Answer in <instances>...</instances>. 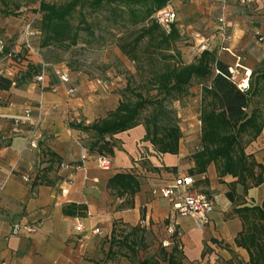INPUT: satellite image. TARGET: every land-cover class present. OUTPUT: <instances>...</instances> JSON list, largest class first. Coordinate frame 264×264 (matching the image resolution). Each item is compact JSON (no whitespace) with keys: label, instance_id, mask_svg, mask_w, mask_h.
Wrapping results in <instances>:
<instances>
[{"label":"crops","instance_id":"0c3cea01","mask_svg":"<svg viewBox=\"0 0 264 264\" xmlns=\"http://www.w3.org/2000/svg\"><path fill=\"white\" fill-rule=\"evenodd\" d=\"M40 1L0 0V76L11 74L16 78L9 91L0 92V264H133L117 256L114 246L115 255L108 257L112 229L121 237L134 228L142 232L154 227L167 233V251L175 240L183 255L181 264H250L247 249L236 243L243 226L234 210L260 207L264 185L244 193L231 176L218 178L213 163L204 174L190 176L194 163L186 144L191 139L184 137L180 124L181 138L175 155L157 153L146 139L143 125L106 137L112 154L101 155L91 149L92 132L72 125L88 128L116 110L121 102L116 80H91L80 72L68 71L69 83L62 84L54 72V77L48 75L56 88L52 92L39 89L35 79H20L28 64L39 65L38 59L26 57L21 65H14L6 56L7 46L17 43L16 38L20 40L26 25L20 27V22L28 18V13H37ZM212 2L217 23L210 39H206L211 41L206 48L225 57L230 66L237 65L239 78L249 76L250 84L251 73L264 58V0L246 5L261 15L251 17L256 18L254 22L225 19V41L217 32L221 25L218 20L224 19L229 7H222L219 0ZM12 9L19 15H12ZM189 10L192 22L198 12ZM177 16L176 27L182 35L190 29V21ZM195 37L196 44L190 48L194 55L200 54L196 47L204 39ZM18 50L19 46H14L11 52ZM186 58L182 55L183 62L190 63ZM71 88L75 92L67 94ZM189 91L199 99L197 86ZM24 109L31 111L30 118L24 125H15ZM195 115L199 117V110ZM195 121L199 126V120ZM31 140L36 141V149L29 147ZM245 153L264 169V120L261 134ZM98 157H106L109 165L100 167ZM120 173L133 174L139 181V190L133 197H118L108 188V181ZM189 176L194 181L190 192L205 194L213 205L205 224L173 215L161 195L174 179ZM14 223L32 226L35 232L13 237L10 232ZM77 223L83 226L81 234L75 230ZM171 226L175 237L167 231ZM96 228L98 235L92 233Z\"/></svg>","mask_w":264,"mask_h":264},{"label":"trees","instance_id":"16d2710c","mask_svg":"<svg viewBox=\"0 0 264 264\" xmlns=\"http://www.w3.org/2000/svg\"><path fill=\"white\" fill-rule=\"evenodd\" d=\"M171 1L68 0L62 4L40 1L37 11L40 18L37 25H32L37 32L33 46L39 51L49 47H63L66 50L76 47L79 33L90 31L87 17L105 11L108 12L107 21H121L123 25L125 23L132 27L139 26L135 36L128 43L118 47L128 60L139 62L145 59L160 64V71L146 83L150 85L145 89L146 95L134 91L128 83L123 94H120L121 102L114 112L88 128L81 125H72V127L92 132L91 149H97L101 155H111L112 149L109 141H105L106 137L111 138L143 125L146 139L157 153L175 155L178 152L181 132L166 106L181 98L192 96L189 90L197 86L200 141L196 145L197 150L194 149L191 154L194 168L189 171L190 176L204 174L207 166L213 163L218 178L231 176L236 179L234 184L240 185L244 193L250 188L264 185L263 167L255 162L252 155L245 153L247 146L262 132L264 114L259 107L252 105V99L264 92V58L251 73V76L256 75L260 87L255 86L251 91L249 84L247 92H240L231 82L228 73V68L231 67L229 62L214 50L206 49L190 63H184L180 53L181 48L178 47V43L180 44L183 38L176 23L171 25L169 32L166 33L153 20V16L166 9ZM74 14L78 16L76 25L70 23ZM40 39L42 42L36 46V40ZM141 44H145V47L139 57L136 50ZM6 56L12 62L21 64L27 55L22 48V51L9 52ZM26 67L20 79L30 82L40 73L41 67L31 64ZM66 73L68 74V71ZM15 82L16 78L0 76V92L9 91ZM126 92L132 95L133 100L125 96ZM151 92H154V95H151ZM148 109H150L149 115L143 117V113ZM139 186L137 178L129 173L116 174L108 181V188L118 197L125 195L133 197L138 192ZM228 198L231 199V196ZM234 214L240 218L243 226L242 235L236 243L247 249L250 264H264V199L260 207L235 209ZM138 232L139 230L134 228L130 234L117 237L113 228L108 257L115 255L113 252L115 245L127 248L135 256ZM131 235L133 239L129 240ZM172 236L175 237V231ZM170 245V251L160 248L162 261L165 264H181L183 255L175 240ZM131 262L134 264V261ZM137 264H159V261L143 259Z\"/></svg>","mask_w":264,"mask_h":264},{"label":"rangeland","instance_id":"374dc122","mask_svg":"<svg viewBox=\"0 0 264 264\" xmlns=\"http://www.w3.org/2000/svg\"><path fill=\"white\" fill-rule=\"evenodd\" d=\"M48 3L62 4L68 0H44ZM222 7H229L228 13L224 12V22L228 17L234 18L236 22L250 21L254 22L259 17L256 11L250 10L246 4H242L240 0H219ZM212 0H172L168 9L172 10L176 16L182 15L185 17V22L190 21V29L182 34L183 41L178 47L181 48V54L187 56L186 61L191 62L199 54L190 50L195 46L196 35L199 38H204L200 44L197 45V49L200 52L201 47L211 44L210 35L214 32L213 26L216 25L217 20L214 16L212 8ZM217 3V2H216ZM189 8L198 12V18L191 22L188 12ZM10 9V8H9ZM226 9V8H225ZM8 10V9H7ZM250 11H253L254 16ZM10 12L12 15H19L18 13ZM108 12L101 11L97 14L89 15L87 22L90 24L89 32H80L78 45L76 47L66 50L65 48L49 47L40 51L41 60L48 65L47 74L54 77V74L61 70L74 71L85 74L89 79H98L103 82H110L116 80L117 85L120 88L117 89L119 94H123L125 86L129 83L130 87L136 92L145 94L146 87L150 85L146 84L155 73L160 71V64L155 61H148L141 59L139 62H132L128 60L119 50V46L128 43L136 34V30L139 28L132 27L128 24L123 25V22L113 20H106ZM261 16V15H260ZM40 15L35 11L28 13V18H24L20 22V27L27 23L31 25H37ZM27 19V22L25 21ZM178 19V16H177ZM176 19V20H177ZM20 20V19H17ZM78 21L77 14H74L70 20L72 25H76ZM26 22V23H25ZM239 25V24H237ZM216 32V31H215ZM217 32H220L219 30ZM264 35V32H263ZM227 32L225 37H227ZM257 37V36H256ZM198 38V39H199ZM228 38V37H227ZM15 44L7 46V53L14 50V46H19V52L22 51L21 40H18ZM42 42V39L36 40V46ZM185 45L181 47V45ZM145 44H141L136 50L137 56L142 55V51ZM208 48V47H207ZM211 48V47H210ZM41 49V48H40ZM244 53V52H243ZM188 54V55H187ZM55 72V73H54ZM256 74V73H255ZM23 75V74H22ZM48 76V77H49ZM251 91L255 86H259L256 79V75L250 77ZM154 95V92L150 93ZM126 97L133 100L132 95L129 92L125 93ZM252 105L259 107L264 114V92L257 94L252 99ZM250 109H252V107ZM167 110L172 113V119L182 126L184 130V137L191 139L186 144L187 154L190 156L194 151L200 133V125L195 124V119L199 120V117L195 118L196 112L199 110V99L194 93L190 99L181 98L178 101L169 103L166 106ZM150 109L143 113V117L148 116ZM128 233V230H124ZM141 237V240H139ZM133 236L129 240H132ZM167 233L160 228L154 227L152 230H144L138 232L136 239V255L134 256L125 247L115 245L114 251L117 256H124L128 260L134 261L137 264L142 259H149L150 261H159V264H165L162 261V255L160 248H167L169 250Z\"/></svg>","mask_w":264,"mask_h":264},{"label":"built area","instance_id":"2783aa9c","mask_svg":"<svg viewBox=\"0 0 264 264\" xmlns=\"http://www.w3.org/2000/svg\"><path fill=\"white\" fill-rule=\"evenodd\" d=\"M255 0H240L242 4H251ZM177 16L176 14L166 8L159 12H157L153 16V20L156 24H158L162 29L169 32L171 25L176 23ZM218 22L220 25V33L222 34V39L225 41L227 38L225 37V30H224V19L220 17ZM37 32L33 29L31 23H27L21 33V44L23 50L26 52V57H35L38 59V64L41 67L40 73L35 77V83L37 87L41 90H50L52 92L56 91V88L50 84V80L47 74L48 65L43 63L41 60L40 51L33 46V40L36 37ZM205 46L201 47V51L206 50ZM14 65H21L20 63L13 62ZM238 66H231L228 68V73L230 75L231 82L236 86V88L240 92H247L249 90V76H245L239 78L238 76ZM58 80L62 84L69 83V77L66 71H61L56 73ZM8 77H11V74H7ZM75 90L73 88L67 91V94H73ZM31 116V111L29 109H24L22 113V118L16 120L14 122L15 125H24ZM200 124V123H199ZM29 147L31 149L37 148V143L35 140H31L29 142ZM197 150V147H195ZM97 163L100 167L104 168L109 165V161L106 157H98ZM24 182H27L28 179L26 177H22ZM194 181L191 177H183V178H176L173 180V183L165 187L161 191V195L164 199L168 201L170 205L171 211L173 215L179 217H190L196 219L202 224L208 222L209 215L213 211V205L210 201V198L202 193H193L190 192L193 187ZM0 194H1V187H0ZM75 230L77 233L81 234L83 232V226L81 223H77L75 225ZM168 233L172 235L174 230L171 227L167 229ZM21 232H25L27 234H33L35 232V228L32 226L21 225L19 223H14L11 226L10 235L13 237H17L20 235ZM93 234L98 235L100 234L99 229H94L92 231Z\"/></svg>","mask_w":264,"mask_h":264}]
</instances>
